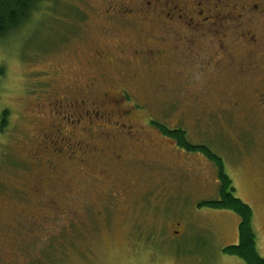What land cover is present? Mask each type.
<instances>
[{"label": "rangeland", "instance_id": "obj_1", "mask_svg": "<svg viewBox=\"0 0 264 264\" xmlns=\"http://www.w3.org/2000/svg\"><path fill=\"white\" fill-rule=\"evenodd\" d=\"M113 3L43 0L0 40V264H246L223 251L237 242L239 216L199 206L219 197L213 161L154 122L221 157L235 196L252 208L264 257V106L240 104L249 93L237 83L248 71L233 77L234 68L213 65L212 34L188 48L201 38L192 28L182 43L142 13L109 17ZM233 42L240 60L245 46ZM147 48L163 56L150 64L133 52ZM85 98L109 115L92 121L90 146L79 127L87 121L52 108L70 113ZM68 139L82 148L60 152Z\"/></svg>", "mask_w": 264, "mask_h": 264}, {"label": "flooded vegetation", "instance_id": "obj_2", "mask_svg": "<svg viewBox=\"0 0 264 264\" xmlns=\"http://www.w3.org/2000/svg\"><path fill=\"white\" fill-rule=\"evenodd\" d=\"M181 1L182 4L179 0H114L113 5H109L106 11L109 17H122L125 20L142 13L145 18L150 19L152 24L161 23L168 27V33L173 32V34L179 36L178 38L182 43L186 40L184 30L192 28L190 32H196L194 35H200L201 38L199 41L197 40L199 36L191 37L188 48L195 49L198 45L205 44V37H210V34H212L218 42V46L212 52L215 57L213 58V65L216 68H234L233 77L237 76V71H248L246 78L237 83L245 85L243 88L249 93V95L241 98V106L257 104L264 106V2L261 0H223L219 9H215L216 2L219 3L222 0ZM210 1H213L211 7L209 6ZM213 8L215 11H213ZM228 37H232V40H234L232 45L236 46L237 50L238 47L241 49L243 45L245 46V49L241 50L245 51L242 54V59L237 60L235 55L231 53V47L227 43ZM253 45L257 50H254ZM133 52L135 55L143 54L144 61L147 55L150 56L146 58L147 62H149L147 59H153L155 56L157 60L160 59L164 53L162 48H147L146 51L141 50V52L134 49ZM214 53L216 54L214 55ZM217 55H221L226 60L220 63L221 58ZM87 90H89V87ZM250 96L251 100L249 99ZM79 101L81 103H71L72 111L70 113L68 111L64 113L62 104L59 103L57 105L53 104L52 108L57 116L69 121L73 120V123L77 125L83 124L85 119L86 124L79 127L83 131L85 130L87 134L89 133L90 146V139L93 137V131L91 132L90 129L92 121L95 118H108L109 115L103 114L95 108L85 106V103L89 104L87 98ZM129 112V110H124L123 115L126 116ZM70 140H67L69 145H66L65 149L60 144V147H58L60 152H65L64 150L76 152L77 149L82 148V141L78 140L72 143ZM52 143H56L55 146L57 145L55 139H52ZM89 151L90 149H88ZM74 157L75 155H72L69 158ZM113 159L120 161L121 155L115 154ZM118 185L122 186V190L127 189V186L122 182ZM118 193V190L112 192V196L118 195Z\"/></svg>", "mask_w": 264, "mask_h": 264}, {"label": "trees", "instance_id": "obj_3", "mask_svg": "<svg viewBox=\"0 0 264 264\" xmlns=\"http://www.w3.org/2000/svg\"><path fill=\"white\" fill-rule=\"evenodd\" d=\"M43 0H0V40L26 24L31 15L42 6ZM6 110L0 113V129L6 124ZM154 124L162 133L171 136L176 143L189 151H199L211 159L218 179V198L203 200L199 206L215 209H229L239 216L237 242L227 245L223 251L241 258L246 264H264V257L256 249L255 232L252 226L253 211L249 204L235 196L232 180L225 171L221 157L205 144L191 143L186 132L180 128L169 129L161 123Z\"/></svg>", "mask_w": 264, "mask_h": 264}]
</instances>
